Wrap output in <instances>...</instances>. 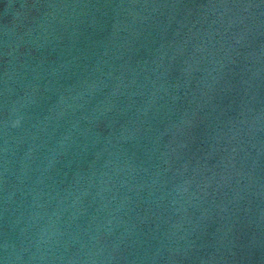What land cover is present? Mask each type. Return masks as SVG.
Returning <instances> with one entry per match:
<instances>
[{
  "label": "water",
  "instance_id": "1",
  "mask_svg": "<svg viewBox=\"0 0 264 264\" xmlns=\"http://www.w3.org/2000/svg\"><path fill=\"white\" fill-rule=\"evenodd\" d=\"M0 264H264V0H0Z\"/></svg>",
  "mask_w": 264,
  "mask_h": 264
}]
</instances>
